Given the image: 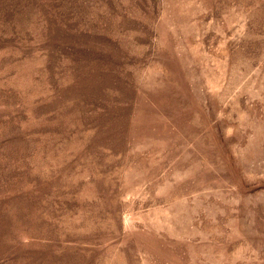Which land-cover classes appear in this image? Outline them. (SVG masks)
I'll return each mask as SVG.
<instances>
[{
    "label": "rangeland",
    "instance_id": "rangeland-1",
    "mask_svg": "<svg viewBox=\"0 0 264 264\" xmlns=\"http://www.w3.org/2000/svg\"><path fill=\"white\" fill-rule=\"evenodd\" d=\"M0 264H264V0H0Z\"/></svg>",
    "mask_w": 264,
    "mask_h": 264
}]
</instances>
